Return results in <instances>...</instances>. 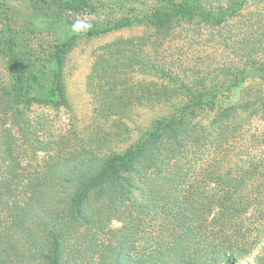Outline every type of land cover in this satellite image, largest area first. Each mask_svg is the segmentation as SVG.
<instances>
[{
  "label": "trees",
  "instance_id": "obj_1",
  "mask_svg": "<svg viewBox=\"0 0 264 264\" xmlns=\"http://www.w3.org/2000/svg\"><path fill=\"white\" fill-rule=\"evenodd\" d=\"M37 1L47 3L42 13L46 18H62L68 10L96 4L92 0ZM156 1L183 14L171 27L158 25L145 35L114 43L119 53L107 58L111 69L104 74L132 81L127 71H120L130 66L119 55L126 45L134 48L133 58L145 69L136 77V100L145 109L168 102L171 110L151 119L142 129L138 146L121 155L100 160L95 156L100 150L86 141L78 150L50 153L33 139L32 128L24 122L19 102L67 106L61 81L64 43L56 46L47 82L37 88L22 79L21 62L11 56V48L2 51L9 57L18 86L0 87V264L166 263L171 261V239L166 238L173 228L191 238L207 234L206 228L215 222L201 215L216 210V222L225 226L227 215L241 204L232 196L241 192L240 183L256 167L222 168L219 165L225 161L220 154L228 138H235L232 121L241 117L238 106L228 103L229 91L238 83L236 72L264 61V0ZM239 28L242 41L247 42L242 55L236 45ZM170 42L175 53L167 55L162 48ZM41 78L33 76V80ZM224 79L230 84L225 86ZM13 127L23 140L15 142L10 134ZM207 150L208 156L203 154ZM208 175L215 176L212 187L203 180ZM147 180L153 184L150 194L145 190ZM115 219L120 225L114 228ZM142 233L149 238L139 258L142 248L135 251V246H129ZM102 235H107L106 240ZM162 246L169 248L165 255ZM234 256L224 250L218 258L231 264Z\"/></svg>",
  "mask_w": 264,
  "mask_h": 264
},
{
  "label": "rangeland",
  "instance_id": "obj_2",
  "mask_svg": "<svg viewBox=\"0 0 264 264\" xmlns=\"http://www.w3.org/2000/svg\"><path fill=\"white\" fill-rule=\"evenodd\" d=\"M92 1L96 2L93 7L68 10L62 18H46L42 13L47 3L43 6L37 0H0V87L18 86L9 57L2 53L4 49L11 48V56L21 62L22 79L37 88L47 82L56 46L64 43L66 50L61 81L67 106L53 107L34 102H19L17 106L22 108L20 114L24 122L32 128L33 139H37V143L49 149L50 153L75 151L86 141L93 147L95 145V151L100 150L95 156L103 160L108 155H121L134 150L141 140L142 129L150 120L171 110L167 109L168 102V105H148L145 109L136 100V77L145 69L139 60L133 58L135 52L131 49L134 48L126 45L119 55L120 61L130 68H117L127 71L133 77L132 81L120 79L127 76H118L119 79L113 80L109 74H104L111 69L106 65L107 58L119 53L114 43L119 45L122 39L145 35L158 25L171 27V22L183 13L177 7L156 0ZM50 6L51 10L57 11L54 5ZM76 21H83L90 28L74 32L72 25ZM240 30L236 45L239 55H242L247 50V42L242 41ZM162 50L167 55L175 53L171 42L165 43ZM236 73L238 83L230 89L228 103L238 106L241 117L232 121L231 127L234 125L237 132L235 138H228V144L220 154V160L225 162L219 166L228 169L233 165H250L253 169L256 167V171L248 170L249 179L241 182V192L232 196V201H240L241 204H237L235 210L227 215L229 221L225 226L216 222L218 212L214 210L201 215L208 221L213 218L211 224L215 222L206 228L207 234L201 232L191 238L182 230L173 228L171 236L166 238L171 239V261L167 259L166 263H161L153 260L152 264H230L218 258L224 250L235 254L231 264H264V61ZM34 75L42 78L33 80ZM161 81L170 89L173 87L168 79ZM223 81L225 86L230 84L225 79ZM214 85L215 82L209 88ZM112 95L118 99H113ZM207 113L201 116L202 119ZM196 119H192V123H196ZM18 133L19 130L14 127L10 131L15 142L25 138ZM206 152L203 154L208 156V150ZM194 154L192 149L190 166L196 162ZM194 168H191V173ZM214 178L208 175L203 180L212 187ZM144 185L146 193L150 194L153 184L147 180ZM119 225L118 219L111 223L114 228ZM101 238L106 240L107 235ZM147 238L149 234L142 233L129 246H135V251L142 248L139 258H143L147 250ZM161 251L165 255L169 248L162 246ZM128 262L131 264L132 261Z\"/></svg>",
  "mask_w": 264,
  "mask_h": 264
},
{
  "label": "clouds",
  "instance_id": "obj_3",
  "mask_svg": "<svg viewBox=\"0 0 264 264\" xmlns=\"http://www.w3.org/2000/svg\"><path fill=\"white\" fill-rule=\"evenodd\" d=\"M90 28V25L86 24L83 21H76L73 25H72V30L74 32H80V31H87Z\"/></svg>",
  "mask_w": 264,
  "mask_h": 264
}]
</instances>
